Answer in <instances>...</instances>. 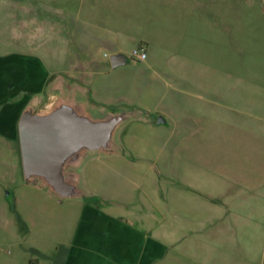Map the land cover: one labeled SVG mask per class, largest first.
<instances>
[{
  "label": "crops",
  "instance_id": "obj_1",
  "mask_svg": "<svg viewBox=\"0 0 264 264\" xmlns=\"http://www.w3.org/2000/svg\"><path fill=\"white\" fill-rule=\"evenodd\" d=\"M39 2L21 8L19 21L23 30L47 26L52 34L35 37L33 55L19 51L30 37H15L17 54L9 53L12 59L1 70L7 81L0 83V139L17 140L22 173L18 123L26 110L45 115L64 103L91 120V110L99 111L94 121L113 115L96 109L99 102L80 96L89 92L85 76L97 67L94 51L104 44L102 3L107 0L94 1L101 4L100 23L90 26L75 14L74 0ZM226 6L235 12L234 4ZM187 7L193 12L188 22L195 27L198 59L201 40L207 42L222 23L204 19L200 3L184 5L186 14ZM39 12H52L55 18L43 20ZM93 12L86 16L91 18ZM111 44L112 54L121 52L119 43ZM148 59L161 63L151 55L142 62ZM194 70L195 97L186 94L187 100L166 103L162 114L159 107H150L147 121L138 123L156 131L147 141H161L160 149L136 151L133 143L142 138L135 125L116 133L130 120L127 115L112 133L111 148L84 152L77 164L65 167L79 196L61 198L44 180H30L50 205L69 211L50 213L51 224L59 222L60 236L45 255V264H264V87L242 80V90L233 84L222 90L198 84L199 78L220 73L196 61ZM231 73L222 75L232 80ZM75 75L82 79L77 85ZM159 118L164 122L157 124ZM170 124L177 132L155 129ZM83 174L90 178V187L80 184ZM69 214L74 223L61 243ZM27 264L43 263L32 259Z\"/></svg>",
  "mask_w": 264,
  "mask_h": 264
},
{
  "label": "rangeland",
  "instance_id": "obj_2",
  "mask_svg": "<svg viewBox=\"0 0 264 264\" xmlns=\"http://www.w3.org/2000/svg\"><path fill=\"white\" fill-rule=\"evenodd\" d=\"M94 1L74 0L75 14L80 22L85 21L88 26L100 23L101 4H94ZM38 3L39 0H0V83L7 81L1 72L3 65L12 59L10 54H17L19 45L14 43L15 37H30L27 44L22 45L24 49L19 51L33 55L37 47L35 37L40 38L41 33L47 36L52 34L47 26L42 31L35 32L33 27L23 30L19 21L22 18L20 9ZM195 3L205 6L202 9L204 19L222 23L217 26L216 32L213 29L214 36L206 38L207 42L201 40L202 54L198 59L195 58V27L188 22L193 19V12L189 7L188 14L183 10L184 5ZM228 4L236 6L235 12L226 6ZM247 5L255 7L248 9ZM261 6H264V0H107V4L102 3L104 44L100 51H94V65L97 67L85 76L89 92L81 91V98L89 97L93 103L99 102L95 108L113 113L109 117L130 116L135 124L130 120L124 121L118 125L116 133L135 125L136 135L142 138L133 143L136 151L160 149L161 141H147L156 131L142 128L143 122L141 125L138 123L147 121L146 112L150 107H159L162 114V107L166 103H178L180 98L187 100L186 94L195 97V61L204 68L220 73L217 76L205 75L203 79L199 78L198 84H212L222 90L233 84L235 90H242L244 82L241 81L246 80V84L264 87V12H261ZM87 11L93 12L91 18L86 16ZM37 14L43 20L55 18L52 12ZM255 36H258V43L253 41ZM202 37L205 38L203 34ZM111 43L121 45V52L115 54L124 55L126 64L112 68L110 57L114 54ZM139 48H144L146 56L159 57L161 63L132 58L131 52ZM223 73H231L233 79L229 80ZM73 79L77 85L80 76L75 75ZM91 112L93 120L101 115L99 111ZM3 126L0 124V127ZM175 128L173 124L155 127L165 129L167 133L171 129L177 132ZM125 133L130 134L129 131ZM98 163L92 162L91 166ZM20 167L17 140L0 139V264H27L32 259L45 264V255L49 256L59 235L56 234L59 222L51 224L50 220L54 219L50 213L54 212L57 216L69 211L65 210L66 206L50 205L45 196L32 187L34 182L18 172ZM86 167L88 170L89 167ZM80 184L82 187L91 186L87 174L82 175ZM46 205L51 209H45ZM73 223L69 214L64 235L59 238L61 243L68 238Z\"/></svg>",
  "mask_w": 264,
  "mask_h": 264
},
{
  "label": "water",
  "instance_id": "obj_3",
  "mask_svg": "<svg viewBox=\"0 0 264 264\" xmlns=\"http://www.w3.org/2000/svg\"><path fill=\"white\" fill-rule=\"evenodd\" d=\"M126 57H110L112 68L126 64ZM127 115L94 121L60 103L50 113L33 114L26 110L18 123L22 168L25 177L44 180L61 198L79 196L65 175L67 166L75 165L84 152H99L112 147V133ZM159 118L157 124L163 123Z\"/></svg>",
  "mask_w": 264,
  "mask_h": 264
},
{
  "label": "built area",
  "instance_id": "obj_4",
  "mask_svg": "<svg viewBox=\"0 0 264 264\" xmlns=\"http://www.w3.org/2000/svg\"><path fill=\"white\" fill-rule=\"evenodd\" d=\"M131 57L137 61H144L146 59V52L144 48L134 49L131 52Z\"/></svg>",
  "mask_w": 264,
  "mask_h": 264
}]
</instances>
